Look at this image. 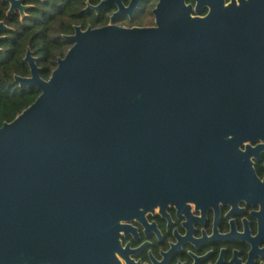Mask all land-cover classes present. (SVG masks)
I'll return each instance as SVG.
<instances>
[{"label": "water", "instance_id": "1", "mask_svg": "<svg viewBox=\"0 0 264 264\" xmlns=\"http://www.w3.org/2000/svg\"><path fill=\"white\" fill-rule=\"evenodd\" d=\"M209 7L159 0L154 26H77L48 79L28 51L15 79L40 94L0 127V264H122L131 222L187 209L264 139V0Z\"/></svg>", "mask_w": 264, "mask_h": 264}, {"label": "flooded vegetation", "instance_id": "2", "mask_svg": "<svg viewBox=\"0 0 264 264\" xmlns=\"http://www.w3.org/2000/svg\"><path fill=\"white\" fill-rule=\"evenodd\" d=\"M44 1L23 0L19 4L25 7L23 11L15 7L10 12L11 3L0 0V22L8 27L0 30V51L16 22H23L38 2ZM103 1L85 0L83 16L87 23L84 27L75 24L72 34L77 26L82 30L109 23L120 27L154 26L153 11L159 0H137L132 4V0H107L94 8ZM210 1L218 0H184L193 16H205ZM222 1L227 4L231 0ZM68 41L69 50L72 42ZM29 50L33 54L28 48L26 55ZM238 150L217 179L191 190L187 209L168 206L163 213H148L143 222H131L120 238L122 247L127 248L122 264H264V139L243 143Z\"/></svg>", "mask_w": 264, "mask_h": 264}, {"label": "trees", "instance_id": "3", "mask_svg": "<svg viewBox=\"0 0 264 264\" xmlns=\"http://www.w3.org/2000/svg\"><path fill=\"white\" fill-rule=\"evenodd\" d=\"M23 22H16L1 45L0 51V127L13 120L39 96L36 87H20L15 75L28 76L29 65L24 58L28 48L37 57L43 78L50 77L63 57L70 42L66 35L72 34L73 26L83 27L87 19L83 16L85 0H46L38 2Z\"/></svg>", "mask_w": 264, "mask_h": 264}, {"label": "rangeland", "instance_id": "4", "mask_svg": "<svg viewBox=\"0 0 264 264\" xmlns=\"http://www.w3.org/2000/svg\"><path fill=\"white\" fill-rule=\"evenodd\" d=\"M151 21H145L144 23H150Z\"/></svg>", "mask_w": 264, "mask_h": 264}]
</instances>
